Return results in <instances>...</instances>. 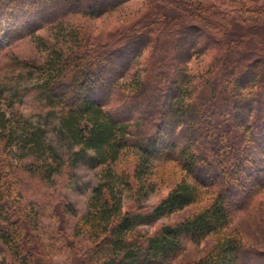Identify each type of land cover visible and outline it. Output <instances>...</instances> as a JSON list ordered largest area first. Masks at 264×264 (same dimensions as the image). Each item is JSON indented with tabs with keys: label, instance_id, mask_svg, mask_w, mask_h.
Instances as JSON below:
<instances>
[{
	"label": "trees",
	"instance_id": "obj_1",
	"mask_svg": "<svg viewBox=\"0 0 264 264\" xmlns=\"http://www.w3.org/2000/svg\"><path fill=\"white\" fill-rule=\"evenodd\" d=\"M126 1L0 0V33L9 25L15 30L9 36L20 38L72 16H100ZM151 1L153 11L144 14L141 25L119 32L122 44L117 39L94 42L78 31L71 46L54 49L46 62L21 61L23 67L42 70L31 89L62 108L59 132L74 149L71 163L102 169L90 208L77 226L89 246L75 264H162L182 251V237L199 241L229 226V199L239 181L252 191L264 187V50H243L247 36L223 39L225 25L210 18L231 14L224 7L243 14L263 12L264 6L259 0ZM180 6L188 15L171 16L170 10ZM147 51L155 58L156 78L135 75L137 85L126 92L122 78ZM215 51L203 70L189 68L194 56ZM233 129L235 143L228 144L231 135L226 132ZM0 144V241L21 264H53L44 244H35L38 203L32 201L30 211L22 203L5 152L20 145L25 173L43 181H53L63 156L46 140L44 129L21 124L1 108ZM128 152L137 159L133 177L150 173L154 159L171 160L193 182L180 180L153 209H126L120 187L131 188L132 183L130 174L117 170V162ZM235 154L237 160H225ZM218 176L223 185L214 180ZM200 188L212 197L189 217L154 233L138 229L197 202ZM67 213H74L71 205L62 212ZM248 263L264 264V251L226 234L195 264Z\"/></svg>",
	"mask_w": 264,
	"mask_h": 264
},
{
	"label": "rangeland",
	"instance_id": "obj_2",
	"mask_svg": "<svg viewBox=\"0 0 264 264\" xmlns=\"http://www.w3.org/2000/svg\"><path fill=\"white\" fill-rule=\"evenodd\" d=\"M157 1L166 2L167 0ZM259 3L264 6V0H259ZM152 4L151 1L150 5L149 0H127L115 10L100 16H72L59 25H48L33 34L20 38L9 36L8 31L13 28L9 25H4V29L0 33L3 45V49L0 51V108L6 112L8 117L18 120L21 124L29 123L44 129L46 140L55 146L64 159V164L55 174L53 181H43L30 178L25 173L23 165L26 159L21 157L23 152L20 145L10 146V150L8 148V151L5 152L7 159H11L13 163L12 177L15 181H19L23 194L22 203L28 211L31 210L30 203L32 201L38 203V220L40 221L35 233L37 235L35 244H38L37 247L40 246L38 241L44 244L46 253L53 264H75V259L84 256L89 242L85 234L77 233V226L81 222V217L90 208L92 191L99 182L102 169L101 167L92 168L82 162L71 163L74 149L70 147L67 140L60 136L59 132V113L62 108L59 105L48 103L31 89L39 83L42 70L32 66L23 67L21 61L34 62L37 66L46 62L54 49H67L71 46L78 31H81V34L86 32L94 42L117 39L116 42L122 44L123 39H120L119 32L125 31L127 27L133 28L135 25H141L139 22L144 14L153 11ZM223 9L231 14L210 16L214 22L225 25V33L221 37L229 41L231 38L247 36L248 39L243 50L254 52L264 50V9L263 12L249 11L243 14L230 12L228 7ZM170 13L173 17L181 14L188 15L183 6L173 8ZM216 19L218 21H215ZM215 53L216 51L213 54L208 52L194 56L188 64L189 68L195 72L203 70L214 58ZM154 60L155 58L150 57L149 51L139 57V63L135 64L130 74L121 80V85L126 92L137 85L138 76L144 80L156 78L155 75L158 71L153 68ZM135 75L138 76L135 77ZM150 91H154V89H150ZM226 133L231 135L226 138V143L234 144L233 140L236 138L234 129ZM238 157L235 154V157L228 156L225 160L232 162ZM136 163V157L129 152L117 162V170L130 174L132 183L131 188H125L122 185L120 187L123 206L126 209L139 211L146 208L153 209L180 180L186 179L193 182L187 176V172L174 161L158 159L153 160L152 171L138 179L136 176L133 177ZM214 180L224 184L223 179H220L219 176ZM261 180L264 181V174H262ZM242 183L239 181L238 185L236 184L238 189L234 193L235 197L229 199L233 208L229 226L221 232L211 233L199 241L182 237V251L175 258L165 259L162 264H195L211 253L218 239L223 238L226 234L236 237L250 248L264 251V187L259 191H252L250 188L245 189ZM199 190L197 202L181 210L165 214L152 222L141 224L138 229L143 233H154L163 225L178 223L189 217L209 203L212 197L211 193L205 192L202 188ZM69 205L74 209V213L62 214L64 208ZM0 264H21L18 257H15L8 246L1 241Z\"/></svg>",
	"mask_w": 264,
	"mask_h": 264
}]
</instances>
